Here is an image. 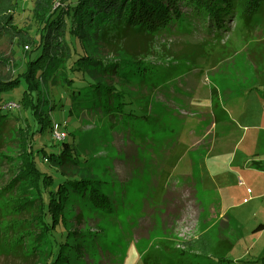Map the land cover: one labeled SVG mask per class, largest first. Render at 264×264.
<instances>
[{
    "label": "rangeland",
    "instance_id": "rangeland-1",
    "mask_svg": "<svg viewBox=\"0 0 264 264\" xmlns=\"http://www.w3.org/2000/svg\"><path fill=\"white\" fill-rule=\"evenodd\" d=\"M64 2L0 0V17L8 26V34L0 37V79L23 72V55L33 49L30 45L48 12L42 5L54 8ZM225 23V33L212 35L203 23L189 18L111 44L99 33L87 32L81 42L56 33L52 51L59 59L88 50L97 59H135L152 67L129 82L120 83L114 75L110 80L134 100L136 116L72 108L68 92L53 81L51 68L41 84L52 129L38 133L37 146H48L56 127L81 163L54 166L39 160L38 166L65 179L77 178V167L84 166L108 198V204L92 207L96 196L71 194L62 215L72 231L68 262L63 264H145L144 255L150 262L175 264L203 252L195 243L207 238L212 245V240L204 216L191 203L181 206L171 221L161 216L176 206L173 198L183 199L185 185L194 184L210 193L209 203L216 198L229 215L239 214L236 223L231 215L230 221L234 235L242 231L240 242L224 264H264V231L254 233L264 224V13L253 22L235 16ZM31 55L35 58L38 51ZM23 90L20 86L2 95L3 102H11L4 108L8 118L0 124V190L13 178L23 149L18 126L32 118L18 108ZM60 148L56 144L47 150ZM17 184L8 193L0 191V264L36 262L31 255L23 259L17 248L11 252L18 237L15 226L31 217L18 213ZM5 206L8 215H3ZM4 231L8 235L3 238ZM212 233L219 237V232Z\"/></svg>",
    "mask_w": 264,
    "mask_h": 264
},
{
    "label": "trees",
    "instance_id": "trees-1",
    "mask_svg": "<svg viewBox=\"0 0 264 264\" xmlns=\"http://www.w3.org/2000/svg\"><path fill=\"white\" fill-rule=\"evenodd\" d=\"M46 4L41 9H48V12L42 16L43 25L38 37L30 45L33 49L29 54L23 55V72L6 81L0 79V124L8 118L4 108L11 102H3L2 95L20 86H24V90L18 108L22 107L32 117L30 122L25 121L24 127L18 126L19 136L23 138V149L17 163L13 165V178L0 191L8 193L9 188L18 181L15 188L16 193L21 196L18 198V213H24L25 217L31 214L30 220L19 221L18 226H15L18 237L13 240L11 252L17 248L24 253L23 259L30 255L36 257L34 264H63L68 262V239L72 231L65 227L62 215L71 194L96 196L97 201L94 200L92 207L108 204V198L102 190L101 182L84 166L77 167L79 171L75 179L55 177L38 166L39 160L48 161L54 166L81 163L74 149L65 140L53 139L48 146L45 143L37 146L36 142L40 141L38 133L48 127L52 129L43 109L45 101L41 84L44 79L47 80L51 68L55 75L53 81L58 80L68 92L72 108L98 109L108 116L116 117L127 111L125 116H136L134 100L110 80L114 75L120 83L129 82L133 78L143 77L152 67L149 63L135 59H97L88 50L70 52L66 58L59 59L52 51L57 43L54 38L56 33H62L64 39L75 37L80 42L85 40L87 32L99 33L111 44L134 32L151 35L157 30L170 28L175 22L181 23L184 19L194 18L206 26L208 33L213 35L215 32L219 35L227 31L225 22L231 17L237 16L246 23L261 17L264 13V0H65L64 4L54 8ZM5 22L0 17V37L8 34ZM37 51L38 55L33 58L31 54ZM56 144L61 146L58 152L47 150L48 147L54 148ZM4 210L3 215H8L6 206ZM178 210L179 207L170 206L161 216L165 218L171 212L168 216L171 221ZM59 224L61 226L58 227ZM23 225H26L25 228ZM260 227L261 224L254 232ZM37 228L38 231H35ZM60 228L61 233L57 234L56 231ZM2 234L3 238L8 235L6 231ZM200 241L195 243V248L202 249L203 252H197L198 254L184 260L178 259L175 264L226 262L225 259L216 257L207 238L206 243ZM143 259L145 264H159L150 262L146 255Z\"/></svg>",
    "mask_w": 264,
    "mask_h": 264
},
{
    "label": "crops",
    "instance_id": "crops-1",
    "mask_svg": "<svg viewBox=\"0 0 264 264\" xmlns=\"http://www.w3.org/2000/svg\"><path fill=\"white\" fill-rule=\"evenodd\" d=\"M186 193L188 196H186ZM201 190L197 184H194L190 187H186V185L181 189V194L182 197H176L173 198L174 201H176V206L181 207V206H187L189 202V207H191L192 210L195 212H198L200 215L204 216V219L206 221L207 228L209 229V233L211 236L212 240V246L215 252V255L217 258H222L227 260L230 252L232 251L233 247L236 246L237 242H240L238 237L242 235V231H238L236 235L233 234L232 229H231V221H234L235 219H238L239 214H235L233 217L232 214L229 215L228 212H226L225 208L221 207L223 205H218V202L216 201V198H213L211 200V203H209V196L210 193L205 192L203 194V198L201 196ZM178 201H181L179 203ZM174 208V206L172 205ZM171 214H167V217ZM236 223V221H234ZM224 224V227H222ZM261 224L260 229H257L254 233H260L264 231V224L259 223L258 225ZM257 225V226H258ZM256 226V227H257ZM255 227V228H256ZM254 228V229H255ZM217 230V234L219 232V237H214L213 236V231ZM229 261V260H227Z\"/></svg>",
    "mask_w": 264,
    "mask_h": 264
},
{
    "label": "built area",
    "instance_id": "built-area-1",
    "mask_svg": "<svg viewBox=\"0 0 264 264\" xmlns=\"http://www.w3.org/2000/svg\"><path fill=\"white\" fill-rule=\"evenodd\" d=\"M10 106H11L12 108H15V105H14V104H10ZM53 131H54V139H57V140H60V141L65 140L66 135H65L64 133L61 134V133L57 130L56 127H55V129H53Z\"/></svg>",
    "mask_w": 264,
    "mask_h": 264
},
{
    "label": "bare ground",
    "instance_id": "bare-ground-1",
    "mask_svg": "<svg viewBox=\"0 0 264 264\" xmlns=\"http://www.w3.org/2000/svg\"><path fill=\"white\" fill-rule=\"evenodd\" d=\"M216 232H217V230H215V236H216Z\"/></svg>",
    "mask_w": 264,
    "mask_h": 264
}]
</instances>
